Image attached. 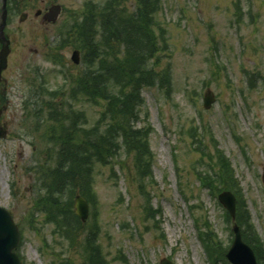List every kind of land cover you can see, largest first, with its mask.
<instances>
[{"label": "rangeland", "instance_id": "obj_1", "mask_svg": "<svg viewBox=\"0 0 264 264\" xmlns=\"http://www.w3.org/2000/svg\"><path fill=\"white\" fill-rule=\"evenodd\" d=\"M84 1L61 0L64 12L49 28L34 17L19 21V12L6 28L14 43L5 76L14 88L6 114L9 133L0 139V204L20 226L17 246L25 264H89L82 237L71 243L53 231L55 223L47 218L46 208L63 211L66 220L62 223L72 227L69 222L77 192L56 189L61 194L53 200L60 204H49L48 199L43 211L34 214L35 227L27 223L33 199L40 192L49 198L47 186L39 182L40 171L44 179L52 180L55 175L47 172L56 165L58 145L46 132L69 130L73 123L65 118L81 111L86 118L76 129L85 133L83 129L97 121L103 110L102 104L91 103V99L72 102V85L84 65L73 67L67 62L75 46L86 42L80 30L78 41L72 43V32L79 30L85 16L80 17ZM107 1L91 0L90 6ZM113 1L131 12L137 3ZM158 7L156 22L164 29L168 45L167 50L158 51V69L170 66L171 90L167 93L157 85L142 90L145 103L141 110L148 113L150 127L151 166L140 178L132 156L125 157L123 165L96 164L92 171L96 198L82 194L88 199L89 216L85 222L78 220L80 227L97 230L90 239L88 255L97 264H159L164 257L174 264H213V258L214 264H224L222 254L207 255L201 235H197V231L202 236L215 235L221 251L232 238L230 217L217 200L222 186L205 184L200 175L218 145L232 168L235 182L229 187L237 200L238 215L242 205L241 211H247L244 220L250 225L249 235L264 259V0H160ZM154 29L163 47L162 34L156 26ZM52 32L55 39L46 46ZM62 41L67 44L61 51L64 65L45 56L57 51ZM85 48L88 52V46ZM121 57L104 55L102 59L108 63ZM25 64L31 69L25 72L28 78L19 82L17 76ZM64 66L69 81L60 73ZM34 70L39 71L36 77ZM37 78L44 83L37 84L40 92L25 116L23 103L16 104L14 95L20 92L24 97L32 87L30 81L32 84ZM206 88L216 96L209 109L202 106ZM54 93L58 95L52 102L62 101L58 115L48 106ZM102 98L96 95L94 100L105 105ZM40 141L42 147H48L41 155L39 148H34ZM29 165H35L38 181ZM67 204L70 206L64 207Z\"/></svg>", "mask_w": 264, "mask_h": 264}, {"label": "trees", "instance_id": "obj_2", "mask_svg": "<svg viewBox=\"0 0 264 264\" xmlns=\"http://www.w3.org/2000/svg\"><path fill=\"white\" fill-rule=\"evenodd\" d=\"M136 2L132 12L121 6V2L113 0H108L104 5L90 6L91 3H88L84 8L82 15L85 16L80 23V30L81 36L87 39L86 46L89 51L84 57L85 66L80 78L74 79L72 102H76V97L94 99L98 95L104 98L106 104L97 121L95 120L87 128L88 131L83 129L85 133H78L76 126L82 125L81 122L84 123L86 115L81 111H73L70 116L72 127L57 135L58 138L63 139L60 145L63 146L58 150L57 180L54 179L55 181L48 185L43 182L47 186L49 195V198L41 197L44 204H47L48 199L49 204L52 201L54 204H60L53 200L57 197V193H60L56 189L72 191L78 189L89 199L95 200L92 171H95L96 164L123 165L126 161L125 157L132 156L134 168L140 178V173L151 166V153L147 142L150 127L145 122L147 113L141 110L142 90L155 84H160V87L168 90L171 75L168 66L158 69V51L167 50L163 36L165 31L156 22L160 0H136ZM155 26L162 34L163 47L158 43L159 36L155 32ZM97 31L101 36L100 41L97 40ZM76 32L79 39L80 31ZM104 55L108 58L114 55L121 58L106 63L102 59ZM143 121L144 125H142ZM217 146H214L211 160L200 173L203 177L202 182L205 184L217 182L222 189H232L229 187L234 186L235 182L232 168L223 151ZM142 183L145 184L143 181ZM69 206L64 205L66 208ZM241 210H244L242 205L237 221L244 226L245 240L252 245L253 241L249 235L250 225L248 220H244L247 211ZM46 211L47 218L55 223V231L58 234L71 243L76 238L82 237L81 244L85 250L87 249L86 260L89 264H97L93 263L88 255L90 239L97 231L95 227L91 228L94 233H91L89 228L80 227L73 211L69 222L72 227L62 223L66 220L63 211L52 208H46ZM67 213L70 215V211ZM58 214L64 216V219H60ZM201 239L210 258L214 252L222 254L218 237L209 233ZM212 262H216L214 258Z\"/></svg>", "mask_w": 264, "mask_h": 264}, {"label": "water", "instance_id": "obj_3", "mask_svg": "<svg viewBox=\"0 0 264 264\" xmlns=\"http://www.w3.org/2000/svg\"><path fill=\"white\" fill-rule=\"evenodd\" d=\"M55 10V8H54ZM55 13V11H54ZM3 24L0 25L2 29ZM7 49L0 52V71L6 66ZM74 62H78V51H74L72 55ZM215 97L212 91L207 90L203 98V105L209 108L214 102ZM4 134L0 133V137ZM264 182V174H263ZM218 200L229 211L230 215L234 218L235 215V197L227 190H223L218 194ZM74 209L76 214L82 219H86L88 215V205L86 200L79 196H75ZM234 239L226 256L232 264H257L252 249L245 244L240 235V230L237 225L233 226ZM18 231L16 225L13 223L10 214L5 208L0 206V264H19L17 255L12 251L17 245ZM82 264V263H79ZM160 264H172L167 259H162Z\"/></svg>", "mask_w": 264, "mask_h": 264}, {"label": "flooded vegetation", "instance_id": "obj_4", "mask_svg": "<svg viewBox=\"0 0 264 264\" xmlns=\"http://www.w3.org/2000/svg\"><path fill=\"white\" fill-rule=\"evenodd\" d=\"M3 0H0V21H1V13ZM57 3V0H6V26L4 29L3 35L0 34V50L3 48L9 49V54L7 56V67H9V56L11 54V50L13 47L14 39L11 34L6 30L9 22L12 17L15 16L18 12L19 15L23 14L25 19L34 17L39 24L44 28H49L52 23H48L44 19V14L48 11L49 7L53 4ZM52 38V35H51ZM49 42L47 43V45ZM36 52V50H35ZM23 69V67H21ZM6 70H3L0 74V124L8 130V123L5 121L7 119V111L10 107L11 103V91L9 89V81L6 78ZM15 96V102H20L23 96L20 95Z\"/></svg>", "mask_w": 264, "mask_h": 264}]
</instances>
